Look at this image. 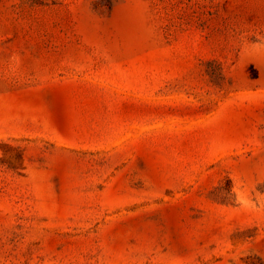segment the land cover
Wrapping results in <instances>:
<instances>
[{
    "label": "rangeland",
    "instance_id": "rangeland-1",
    "mask_svg": "<svg viewBox=\"0 0 264 264\" xmlns=\"http://www.w3.org/2000/svg\"><path fill=\"white\" fill-rule=\"evenodd\" d=\"M0 264H264V0H0Z\"/></svg>",
    "mask_w": 264,
    "mask_h": 264
}]
</instances>
